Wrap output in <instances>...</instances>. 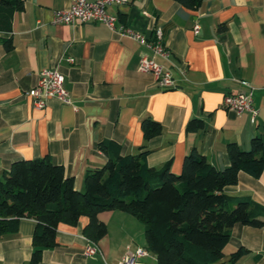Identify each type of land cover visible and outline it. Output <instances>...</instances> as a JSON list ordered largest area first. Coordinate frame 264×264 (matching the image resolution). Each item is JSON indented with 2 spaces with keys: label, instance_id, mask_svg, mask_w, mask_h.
I'll use <instances>...</instances> for the list:
<instances>
[{
  "label": "crops",
  "instance_id": "obj_1",
  "mask_svg": "<svg viewBox=\"0 0 264 264\" xmlns=\"http://www.w3.org/2000/svg\"><path fill=\"white\" fill-rule=\"evenodd\" d=\"M71 3L24 0L12 29L3 32L11 35L12 47L0 41V173L17 158L49 154L82 189L86 170L106 161L100 141L119 142L124 153L146 148L150 165L171 160L177 173L192 149L223 168L230 162L229 142L243 148L255 136L264 142V0H202L195 8L178 0H127L107 7L117 15V28L125 23L150 38L162 28L169 58L101 21L52 23L54 10ZM143 52L170 68L176 87L162 88L151 72L139 69ZM46 67L65 74L71 102L52 96L43 107L33 104L27 90ZM242 79L254 86V120L251 111L223 102L227 92L246 89ZM145 116L161 122L160 133L145 136ZM193 117L204 126L189 129ZM225 189L264 205V171L254 176L240 170L237 183ZM98 216L108 228L96 240L97 252H85L83 215L76 224L58 225L57 244L44 249L39 264H118L138 247L146 250L139 261L159 264L134 214L106 209ZM35 226L34 218L22 217L16 232L0 237V264H29ZM240 246L248 251L231 264H264V225L234 223L225 258Z\"/></svg>",
  "mask_w": 264,
  "mask_h": 264
},
{
  "label": "trees",
  "instance_id": "obj_2",
  "mask_svg": "<svg viewBox=\"0 0 264 264\" xmlns=\"http://www.w3.org/2000/svg\"><path fill=\"white\" fill-rule=\"evenodd\" d=\"M178 1L191 8L202 2ZM23 7L24 0H0V41L8 48L12 37L3 32L12 29L14 13ZM203 126L200 117L187 124L189 129ZM142 128L148 138L160 133L162 125L145 116ZM98 145L106 161L86 170L82 189L49 154L17 158L0 173V237L16 232L22 217L36 220L29 264H39L44 249L57 244L60 223L76 224L86 215L85 234L101 238L108 227L98 214L106 209L129 211L143 222L147 247L159 264H231L248 251L240 246L225 258L232 225H264L262 203L225 189L237 183L240 170L254 176L263 173L264 142L259 136L253 137L249 148L229 142L230 162L223 168L192 149L178 173L172 170L171 160L161 167L150 165L146 148L124 153L114 140Z\"/></svg>",
  "mask_w": 264,
  "mask_h": 264
},
{
  "label": "built area",
  "instance_id": "obj_3",
  "mask_svg": "<svg viewBox=\"0 0 264 264\" xmlns=\"http://www.w3.org/2000/svg\"><path fill=\"white\" fill-rule=\"evenodd\" d=\"M127 0H72L67 8L54 10L52 23H75L77 21H101L113 29H118L123 34L129 35L138 40L141 44L147 46L155 54H161L166 58L170 56V50L163 43V30L157 28L155 35L150 38L144 33L121 23L118 28L116 24L117 15L108 12L107 7L110 4H119ZM200 29V24L194 26L195 32ZM71 61L72 57L69 58ZM139 69L151 72L157 83L162 88L176 87V80L170 68L165 67L147 52H143L139 62ZM246 89L241 91L227 92L224 95L223 102L228 108L238 112L249 110L255 119L258 110L254 106V86L245 79L241 80ZM37 107H43L47 104L49 97L55 96L61 101L71 102V95L65 85V74L58 67H46L40 70L37 82L27 90ZM88 245L85 248L87 254L95 253L99 250L96 240L88 237ZM146 253L145 248L138 247L135 250L129 249L120 259L118 264H143L138 257Z\"/></svg>",
  "mask_w": 264,
  "mask_h": 264
}]
</instances>
